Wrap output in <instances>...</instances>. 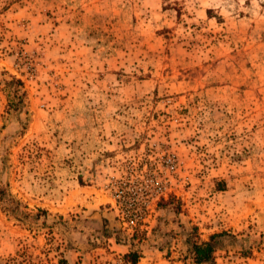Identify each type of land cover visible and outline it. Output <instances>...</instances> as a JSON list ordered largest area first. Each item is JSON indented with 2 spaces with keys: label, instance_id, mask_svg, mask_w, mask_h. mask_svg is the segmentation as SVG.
Wrapping results in <instances>:
<instances>
[{
  "label": "rangeland",
  "instance_id": "1",
  "mask_svg": "<svg viewBox=\"0 0 264 264\" xmlns=\"http://www.w3.org/2000/svg\"><path fill=\"white\" fill-rule=\"evenodd\" d=\"M193 227L264 264V0H0V264H195Z\"/></svg>",
  "mask_w": 264,
  "mask_h": 264
},
{
  "label": "trees",
  "instance_id": "2",
  "mask_svg": "<svg viewBox=\"0 0 264 264\" xmlns=\"http://www.w3.org/2000/svg\"><path fill=\"white\" fill-rule=\"evenodd\" d=\"M16 83L18 86L21 85L19 81H16ZM222 236V233L213 234L209 236L207 241H197L196 229L193 227L191 233L188 234L186 238V243L189 247L193 262L195 264H213V254ZM123 259L130 264H136L138 256L135 252L131 251L123 255Z\"/></svg>",
  "mask_w": 264,
  "mask_h": 264
},
{
  "label": "built area",
  "instance_id": "3",
  "mask_svg": "<svg viewBox=\"0 0 264 264\" xmlns=\"http://www.w3.org/2000/svg\"><path fill=\"white\" fill-rule=\"evenodd\" d=\"M129 223H130V224H133V223H134V220H132V219L129 220Z\"/></svg>",
  "mask_w": 264,
  "mask_h": 264
}]
</instances>
